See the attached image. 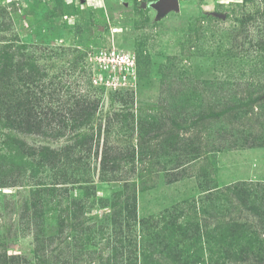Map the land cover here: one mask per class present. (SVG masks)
Segmentation results:
<instances>
[{"label":"rangeland","instance_id":"rangeland-1","mask_svg":"<svg viewBox=\"0 0 264 264\" xmlns=\"http://www.w3.org/2000/svg\"><path fill=\"white\" fill-rule=\"evenodd\" d=\"M157 1L0 0V48L24 46L14 61L33 65L13 80L54 119L11 131L33 153L21 160L20 140L0 137V242L23 264H39L33 202L45 264H174L146 240L180 233L149 231L169 208L182 229L200 224L204 264H264V217L249 211L264 210V0H178L164 15ZM77 103L90 119L57 127ZM178 137L191 149L172 150Z\"/></svg>","mask_w":264,"mask_h":264},{"label":"trees","instance_id":"trees-1","mask_svg":"<svg viewBox=\"0 0 264 264\" xmlns=\"http://www.w3.org/2000/svg\"><path fill=\"white\" fill-rule=\"evenodd\" d=\"M211 14V13H210ZM24 46L17 45L13 42L10 43L8 46H3L0 48V137H3V144L5 145H10L13 140H20L18 141L20 145H18V150L17 154L20 155V160H21V155L26 154L27 157L32 155L33 153L27 151L24 149V143L21 141L19 137H14L11 133V131L14 132H20L21 134H31V135H36L39 133H42L43 128L41 125V122H45V127L48 129V118L49 121L54 120L52 118V115H50L48 112H45L43 110H36L37 105L39 103V97L37 98L35 94L31 95V100H28L27 98V90L23 89H18L19 86H17L18 82L15 83L13 80V73H16L19 79H16L18 81L20 80H28L31 75H32V64H29L28 58L27 60L24 57H20L19 59H16L14 61V52L13 51H21L20 55L25 56ZM16 69V70H14ZM33 80H37V78H34ZM29 85V84H28ZM16 86V88H15ZM12 89V90H11ZM34 108L36 111L32 109ZM73 111L68 114L67 116L65 113H58L56 115H59L60 118L57 121V127H61V129H68L71 133L74 132V130L78 129L80 125L85 123L90 119V117L93 115L91 112V107L90 106H83L79 103L76 104V108L72 109ZM70 112V111H69ZM67 126V127H66ZM66 127V128H65ZM45 129V130H46ZM18 138V139H17ZM173 136H170L169 139H172ZM180 142H174L171 140L169 142L170 148L174 151H184L187 152L188 149H191V146L186 145L182 143L184 138H179ZM249 144V143H248ZM253 145V144H252ZM7 146V147H8ZM10 149V148H8ZM67 150V149H66ZM65 150V151H66ZM62 153V150H61ZM49 157L51 158L52 161L57 160L56 153H53L52 150L49 151ZM2 161L3 163L0 162V166L5 168L3 166L4 161L6 158L2 156ZM24 159V158H23ZM25 161L23 162V164ZM22 164V165H23ZM60 179H64L61 178ZM16 180V179H15ZM13 179L11 183L15 182ZM227 191L230 192V188L227 189ZM238 195L236 196V199L239 200L241 205H246V195L244 193L243 189H238L237 190ZM33 205L31 208L33 209L32 211V216L26 217L27 223L30 225L29 219L34 221V228L36 234L34 235V254L37 259V262L39 264H45L48 262L47 255L45 251H48V245L50 244L49 240L43 236V223L38 220L37 217H41V213L37 210V205L38 203L33 202L31 203ZM258 207H249V211L253 215H260L261 217H264V210L262 212H259L261 208L257 210ZM170 209V208H169ZM167 209L165 211V214L161 217L162 220L158 219L154 221V226L153 228L149 229V231L153 230H158L159 229V224H161V231H165L167 228H169L171 231L174 226V231H176V228L180 230V233L177 235H170V236H159L158 232L155 231L153 232L152 236H146V240L149 241L152 240V243H155V245H152L153 247L160 246V251L159 253L167 256V258L172 261L174 264H204L203 259V250H202V242L201 237L202 236H197V233L199 235V229H200V224L193 225L192 228H184L182 229L180 226H177V221L175 220V212L171 213ZM263 209V208H262ZM25 212H29V205L27 208V204H25L24 207ZM166 215V216H165ZM165 216V217H164ZM174 216V219L171 221H168L166 218ZM264 220V218L261 219V221ZM62 221V220H61ZM196 227V228H195ZM189 229V230H188ZM190 229L193 230V232H189ZM223 236L222 238H227L230 236V234H226L225 231L221 232ZM173 236H179V240H174ZM176 239V237H175ZM230 240L232 238L230 237ZM144 241V239H143ZM4 246V243L0 242V264H23L21 261V257L18 255H7L5 249L2 247ZM181 246V247H179ZM146 250L143 247L142 252H141V257L143 262L145 261V254ZM183 254H185L183 256ZM21 261V262H20ZM25 264H31L30 261H27ZM57 264V263H54Z\"/></svg>","mask_w":264,"mask_h":264},{"label":"water","instance_id":"water-1","mask_svg":"<svg viewBox=\"0 0 264 264\" xmlns=\"http://www.w3.org/2000/svg\"><path fill=\"white\" fill-rule=\"evenodd\" d=\"M152 6L158 9V15H164L169 10H178L179 9V1L178 0H159L157 2L152 3Z\"/></svg>","mask_w":264,"mask_h":264}]
</instances>
